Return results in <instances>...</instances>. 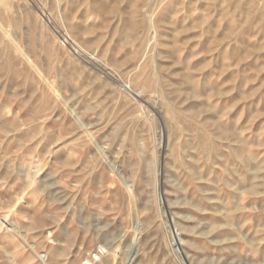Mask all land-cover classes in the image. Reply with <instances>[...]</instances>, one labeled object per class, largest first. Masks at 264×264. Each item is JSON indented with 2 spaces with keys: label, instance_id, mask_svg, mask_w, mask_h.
Returning <instances> with one entry per match:
<instances>
[{
  "label": "rangeland",
  "instance_id": "1",
  "mask_svg": "<svg viewBox=\"0 0 264 264\" xmlns=\"http://www.w3.org/2000/svg\"><path fill=\"white\" fill-rule=\"evenodd\" d=\"M0 212V264H264V0H0Z\"/></svg>",
  "mask_w": 264,
  "mask_h": 264
},
{
  "label": "bare ground",
  "instance_id": "2",
  "mask_svg": "<svg viewBox=\"0 0 264 264\" xmlns=\"http://www.w3.org/2000/svg\"><path fill=\"white\" fill-rule=\"evenodd\" d=\"M7 223L6 219L2 217V214L0 212V226H5ZM13 227V226H12ZM1 228V227H0ZM12 230V228H10ZM14 230V229H13ZM116 240V239H115ZM112 242V241H111ZM115 242V241H113ZM116 243V242H115ZM113 244V243H112ZM114 247V246H113ZM133 253V252H132Z\"/></svg>",
  "mask_w": 264,
  "mask_h": 264
}]
</instances>
